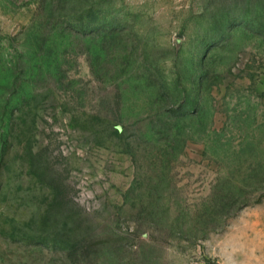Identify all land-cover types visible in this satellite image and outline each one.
Returning <instances> with one entry per match:
<instances>
[{
	"label": "rangeland",
	"instance_id": "obj_1",
	"mask_svg": "<svg viewBox=\"0 0 264 264\" xmlns=\"http://www.w3.org/2000/svg\"><path fill=\"white\" fill-rule=\"evenodd\" d=\"M0 264H264V0H0Z\"/></svg>",
	"mask_w": 264,
	"mask_h": 264
}]
</instances>
